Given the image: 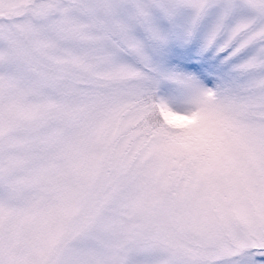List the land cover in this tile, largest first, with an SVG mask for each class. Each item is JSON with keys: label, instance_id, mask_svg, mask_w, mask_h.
<instances>
[{"label": "snow or ice", "instance_id": "6c2138e0", "mask_svg": "<svg viewBox=\"0 0 264 264\" xmlns=\"http://www.w3.org/2000/svg\"><path fill=\"white\" fill-rule=\"evenodd\" d=\"M0 264H264V0H0Z\"/></svg>", "mask_w": 264, "mask_h": 264}]
</instances>
